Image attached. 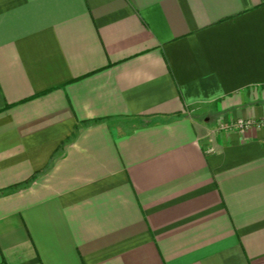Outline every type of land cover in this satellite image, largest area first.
I'll return each instance as SVG.
<instances>
[{"label":"crops","instance_id":"1","mask_svg":"<svg viewBox=\"0 0 264 264\" xmlns=\"http://www.w3.org/2000/svg\"><path fill=\"white\" fill-rule=\"evenodd\" d=\"M264 0H0V264H264Z\"/></svg>","mask_w":264,"mask_h":264},{"label":"built area","instance_id":"2","mask_svg":"<svg viewBox=\"0 0 264 264\" xmlns=\"http://www.w3.org/2000/svg\"><path fill=\"white\" fill-rule=\"evenodd\" d=\"M262 127L264 126V120H243V118L241 120H238L236 122H234L233 124L224 127V129H237L240 131H244L246 129H248L249 127Z\"/></svg>","mask_w":264,"mask_h":264}]
</instances>
